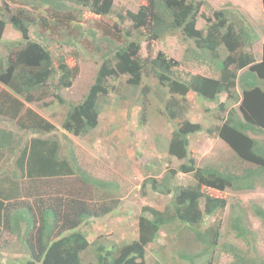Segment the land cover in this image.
I'll list each match as a JSON object with an SVG mask.
<instances>
[{"label":"trees","instance_id":"1","mask_svg":"<svg viewBox=\"0 0 264 264\" xmlns=\"http://www.w3.org/2000/svg\"><path fill=\"white\" fill-rule=\"evenodd\" d=\"M260 3L259 36L237 9L206 14L205 0H145L124 14L115 11L113 0H4L0 42L8 25L20 39L6 41L0 54V124L9 121L15 128L0 126V160L15 158L12 170L0 172V255L17 245L25 257H0V264H81L90 246L95 264H147V248L166 230L180 231L176 256L188 264L202 258L213 264L217 252L231 255L228 264H264L245 256L254 234L240 204L229 209L227 193L264 188V0ZM85 14L94 28H82ZM173 35L187 43L185 62L209 66L213 74L181 76L183 63L161 51L152 55L155 41ZM52 43L73 47L74 64L63 54L55 56ZM258 43L260 54L254 50ZM83 56L96 66L94 77L78 102L68 101L61 90L72 87ZM121 79L136 97L130 105L139 108L138 125L148 122L149 96L156 101L157 113L172 125L165 151L180 164L160 180L144 177L141 188L168 202L162 210L141 208L135 239L102 243L97 236L90 242L84 227L112 214L130 188L72 138L82 139L97 127L110 92L119 94ZM191 94L215 105L214 124L204 128L189 119ZM39 101L64 111L60 136L52 122L26 105ZM202 132L232 151V167L196 166L189 136ZM178 173L190 175L193 184H175ZM227 206V231L246 248L221 243ZM254 213L264 220L263 210ZM209 218L213 222L206 226ZM184 231L192 252L188 237L180 235Z\"/></svg>","mask_w":264,"mask_h":264},{"label":"rangeland","instance_id":"2","mask_svg":"<svg viewBox=\"0 0 264 264\" xmlns=\"http://www.w3.org/2000/svg\"><path fill=\"white\" fill-rule=\"evenodd\" d=\"M145 0H113L116 12L132 11L135 12ZM207 7L204 11L208 14L212 9L229 7L239 10L260 36L262 34V9L260 0H205ZM4 0H0V5ZM43 13V12H42ZM46 14V13H45ZM49 17V13L45 15ZM86 21H81V26L84 30L94 28L90 14H85ZM88 19V20H87ZM114 20V19H113ZM114 22H116L114 20ZM203 21L199 19L197 26L202 27ZM129 23L126 22V26ZM31 35V34H30ZM258 36V37H259ZM32 38L35 36L31 35ZM58 37L57 35L55 38ZM18 32L14 31L9 25L6 26L2 42H0V54H5L3 44L6 41L19 40ZM187 43L178 35L166 36L161 40L155 41L152 46V55L157 52H164L169 58L183 63V67L179 65L178 72L181 76L184 74H199L211 75L213 69L203 64H197L192 61L185 62V50ZM260 44L254 47L255 53L260 54ZM143 54H146L143 45ZM52 53L57 56L63 54L70 65L74 64L73 47L60 46L56 43L51 45ZM84 58L80 60V72L74 79L72 87L61 90V95L68 101L78 102L86 93L88 86L91 84L95 65L91 59ZM77 62V61H75ZM122 80V85L116 84L119 88V94L114 91L110 92L108 103L103 105L99 116L97 127L87 134L84 138H75L74 140L86 152L93 157L98 158L102 163H105L115 173H118L129 185L128 193L123 196L116 210L101 219L92 221L90 225L84 227L87 232V237L90 242H93L97 236H101L99 242H129L137 237V217L143 206H150L158 210H162L168 202V197L153 195L150 192L143 190L141 184L145 176L156 177L160 180L168 169H175L180 162L174 158L167 156L165 146L170 137L172 125L158 111V104L149 96L148 107V122L143 127L138 125L137 106L130 105V102L135 97L132 91L127 90ZM127 99H122V96ZM43 99V101H48ZM220 100H224L223 96ZM189 119L192 122L200 123L204 128L214 124L215 105L199 100L193 94L189 95L188 101ZM42 101L34 104H26L31 109L35 110L43 118L52 122L55 127V133L60 136V121L63 117V110L57 104L49 107H42ZM6 129H15L14 125L9 121H4L0 124ZM189 150L195 158L196 166H211L221 167L233 166L234 154L232 151L218 138L209 137L204 132L189 136ZM6 155V154H4ZM15 158L6 155L0 160V172H9L13 168ZM144 163L148 164L150 169L144 168ZM174 178L175 184L187 185L193 184L190 175L176 174ZM228 206L229 209L236 203L240 204L249 223V229L254 234V239H250V247L247 249L245 256L249 260H264V220L258 217L254 211L261 209L264 212V188H258L253 192H233L228 191ZM228 206L225 209L221 227V243L228 242L236 246L246 248L247 244L237 239L234 233L227 231V216ZM213 222L212 218L207 219L206 226ZM170 232V231H169ZM166 230L160 233V238L156 244L147 248L146 262L147 264H188L185 261L179 260L176 256L177 249L180 245L176 240L180 231L169 234ZM183 237H188L189 250L194 251L192 240L189 233H180ZM166 244V245H165ZM165 245V246H164ZM17 245H13L12 249L1 254L2 259H22L25 257L23 253L18 252ZM1 259V260H2ZM205 258L196 260L195 264H204ZM232 261L229 254L217 252L214 255L213 264H228ZM4 264H8L2 260ZM11 264V263H10ZM13 264V263H12ZM81 264H95L93 247L90 246L81 255Z\"/></svg>","mask_w":264,"mask_h":264},{"label":"crops","instance_id":"3","mask_svg":"<svg viewBox=\"0 0 264 264\" xmlns=\"http://www.w3.org/2000/svg\"><path fill=\"white\" fill-rule=\"evenodd\" d=\"M113 213V212H112ZM109 215H111V214H109ZM109 215H107L106 217H108Z\"/></svg>","mask_w":264,"mask_h":264}]
</instances>
